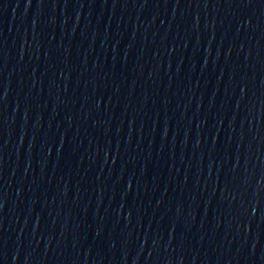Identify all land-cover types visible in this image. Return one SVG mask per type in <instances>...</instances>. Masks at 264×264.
Returning a JSON list of instances; mask_svg holds the SVG:
<instances>
[{
    "label": "water",
    "instance_id": "1",
    "mask_svg": "<svg viewBox=\"0 0 264 264\" xmlns=\"http://www.w3.org/2000/svg\"><path fill=\"white\" fill-rule=\"evenodd\" d=\"M0 264H264V0H0Z\"/></svg>",
    "mask_w": 264,
    "mask_h": 264
}]
</instances>
